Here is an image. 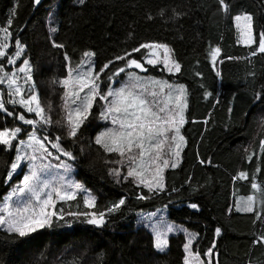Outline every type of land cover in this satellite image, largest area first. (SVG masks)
Listing matches in <instances>:
<instances>
[{
  "label": "trees",
  "instance_id": "obj_1",
  "mask_svg": "<svg viewBox=\"0 0 264 264\" xmlns=\"http://www.w3.org/2000/svg\"><path fill=\"white\" fill-rule=\"evenodd\" d=\"M16 2L0 0V22L6 24L9 9ZM18 2L19 13L11 30L18 26L24 29L19 35L27 46L25 55L36 69L34 81L41 101L46 107L52 105L54 120L63 114V89L53 85L52 80L66 75L65 51L73 62L81 59L83 51H94L97 65L102 66L142 42H162L173 49L182 72L170 76L161 67H149L150 71L144 75L178 81L187 87L188 109L182 133L188 143L179 167L165 172L167 191L151 200L138 201L135 195L139 189L130 183L115 184L107 176L106 154L94 143L87 144L86 137L93 140L99 129L95 126L98 119L94 120L92 129L81 137L80 143L73 146L71 141H66L78 156L81 146L85 150L76 165L75 179L83 182L97 198L100 210L121 196L127 198L126 205L109 216L103 228L79 222L67 228L57 226L43 230L30 243L18 247L6 242V234L0 230V264H183L184 234L170 236L168 249L158 253L152 247L151 233L135 223L136 212L154 210L169 200L173 203L167 211L168 220L198 233L197 248L201 253L216 240L213 264L217 261L218 264H264V244L252 243L261 234L260 222L254 225L253 214L234 209L237 197L251 194L250 183L232 180L240 170H255V159L251 164L244 160L243 147L251 145L255 138L258 151V140L264 138L261 124L264 105H252L253 92L264 86V55L252 58L251 64L243 59H228L248 54L245 46L236 43L231 16L251 13L259 30L264 26V0H228L231 13L227 17L219 10L217 0H85L83 5L75 0H46L36 10L33 0ZM53 5L58 6L55 20L58 32L53 38L66 45L65 49L53 48L48 38L46 23ZM173 9L183 15L174 18ZM129 33H133L131 38ZM216 46L221 48L216 68L222 73V82L217 80L208 56L210 47ZM140 55L134 53L133 58ZM120 66L122 62L117 61L112 70ZM197 72L201 75L197 76ZM249 72L255 73L254 79L248 76ZM201 84L213 92L211 97L204 98ZM229 107L233 108L231 114ZM99 111L97 105V116ZM0 116L4 117L0 128L5 123L19 124L5 114ZM226 123L231 124L227 131ZM59 131L54 129V134ZM197 153L205 161L211 158L212 163L201 165ZM12 157L14 150L8 153L0 150V174L6 175L5 165L10 164ZM189 177L192 179L186 183ZM260 179L264 180V173ZM173 187L179 191H171ZM7 190V186L0 184V198ZM189 203L198 204L199 210L190 209ZM77 204L83 210L79 198L63 206L65 211H75ZM217 227L222 230L219 237L215 236Z\"/></svg>",
  "mask_w": 264,
  "mask_h": 264
},
{
  "label": "snow or ice",
  "instance_id": "obj_2",
  "mask_svg": "<svg viewBox=\"0 0 264 264\" xmlns=\"http://www.w3.org/2000/svg\"><path fill=\"white\" fill-rule=\"evenodd\" d=\"M77 2L83 5L85 0ZM33 3L39 5L41 0H33ZM217 3L219 10L229 16L231 4L228 0H217ZM19 8L17 0L9 9L6 24L0 22V114L19 122L13 126L5 123L0 128V150L15 152L10 164L6 162V175L0 174V184L8 187L0 198V230L6 234L4 240L17 247L30 243L43 230L57 226L72 227L75 222L103 228L107 218L126 205L127 198L121 196L100 210L97 198L83 182L73 178L85 150L81 146L78 156L66 141H71L73 146L80 143L81 137L92 129L94 120L104 122L103 129L95 135L94 143L106 154L107 176L115 184L130 183L139 189L135 195L138 201L151 200L167 191L165 172L179 167L188 143L182 133L188 109L185 84L140 74L148 73V66L154 69L161 65L160 70L170 76L182 72L173 49L162 42H142L102 66L97 65L94 51H83L78 62H73L65 51L66 75L52 80L53 85L58 84L63 89V114L60 119L54 120L52 105L46 107L41 101L34 81L36 69L25 55L27 46L19 35L24 29L18 26L15 31L11 30ZM57 8L53 5L48 13V38L53 48L65 49L66 45L57 43L53 38L58 32V28L53 26ZM181 15L183 13L173 9L174 18ZM148 19L151 20L152 16ZM231 20L236 30V43L245 46L248 54L228 59H243L251 64L252 58L264 55V26L257 30L255 17L248 12L232 15ZM132 36L133 33H129V37ZM134 53H141L140 58H133ZM220 54L219 46L210 47L208 56L213 71L217 80L222 82V73L216 68ZM117 61L122 62V66L113 71L112 66ZM121 74H124L122 79ZM248 76L254 79L255 73L249 72ZM201 87L205 89V99L213 95L205 85L201 84ZM216 95L219 96V93ZM256 104L264 105V86L253 92L252 105ZM97 105L100 107L98 116L95 112ZM228 112L231 114L233 108L229 107ZM244 116H248V111ZM3 118L0 116V120ZM261 124L264 125V118H261ZM230 127V123L225 124L226 131ZM56 128L60 131L54 134ZM86 141L89 146L93 143L91 136H87ZM243 151L244 160L251 164L255 159L256 167L254 171L240 170L232 176L233 182H249L251 189V194L235 199L234 209L238 213L254 215L253 224L259 221L262 231L252 243L264 244V180L260 179V174L264 173V138L258 140V151L255 138L251 145L243 147ZM196 158L201 165L212 163L211 158L205 161L199 153ZM191 179L189 177L186 183H190ZM196 190L193 188V191ZM171 191L179 189L173 187ZM80 195L83 197V210L77 204V210L65 211L63 205L76 201ZM172 203L169 200L153 212L138 214L139 223L151 231L153 249L164 253L169 247L170 234L183 232V264H213L216 240L201 253L197 248L198 233L189 232L165 218L164 214ZM187 206L199 210L196 203ZM229 211H232L231 207ZM221 232V228L217 227L215 236L219 237Z\"/></svg>",
  "mask_w": 264,
  "mask_h": 264
},
{
  "label": "rangeland",
  "instance_id": "obj_3",
  "mask_svg": "<svg viewBox=\"0 0 264 264\" xmlns=\"http://www.w3.org/2000/svg\"><path fill=\"white\" fill-rule=\"evenodd\" d=\"M75 2H76V4H78V5H80L78 2H77V0H75ZM47 28H49V18H48V20H47ZM53 26H55L56 27V22H54V24H53ZM48 34H49V31H48ZM240 45V44H239ZM144 51V50H143ZM22 62V60L21 61H19L18 62V64L19 63H21ZM18 66V65H17ZM148 67H151V66H148ZM159 67H161L162 68V65L161 66H159ZM9 70H10V66H9ZM136 71H139V70H136ZM165 73L167 74V75H169L166 71H165ZM141 75H144V73H140ZM123 75L124 74H121V79L123 78ZM176 75V74H175ZM172 76H174V75H172ZM157 78H159V77H157ZM164 79V78H163ZM117 87L119 86L118 84L116 85ZM103 124H104V122L103 121H100V120H97V122L95 123V126L96 127H98L99 129H98V131L96 132V134L99 132V131H101L102 129H103ZM95 134V135H96ZM95 135H94V138H95ZM94 138H93V143H94ZM95 144V143H94ZM14 155H15V152H14ZM168 170V169H167ZM166 170V171H167ZM125 171H126V169H125ZM75 173H76V169H75V172H74V174H73V178H75ZM16 182V180L14 179L13 180V183H15ZM93 195V194H92ZM77 198H79V201H80V203L83 205V197H82V195H80V196H78ZM163 207V206H162ZM158 208H161V207H158ZM157 209V208H156ZM156 209H154V210H150V211H138V212H136L135 213V223L136 224H138V225H141L140 223H139V213H149V212H153V211H155ZM165 215V218L168 220V217H167V212L164 214ZM169 221V220H168ZM169 222H171V221H169ZM172 223V222H171ZM175 224V223H174ZM176 225H178V224H176ZM142 226V225H141ZM61 228H67L66 226H60ZM145 228V227H144ZM147 231H149L150 233H151V231H150V229H147ZM175 234H184L183 232H180V233H172V234H170V236H172V235H175ZM169 236V237H170ZM205 259H207V258H205Z\"/></svg>",
  "mask_w": 264,
  "mask_h": 264
},
{
  "label": "water",
  "instance_id": "obj_4",
  "mask_svg": "<svg viewBox=\"0 0 264 264\" xmlns=\"http://www.w3.org/2000/svg\"><path fill=\"white\" fill-rule=\"evenodd\" d=\"M46 0H41V3L39 4V5H35L34 3H33V8H34V10H36L37 8H39L44 2H45Z\"/></svg>",
  "mask_w": 264,
  "mask_h": 264
}]
</instances>
